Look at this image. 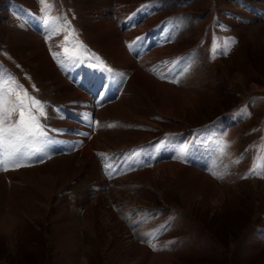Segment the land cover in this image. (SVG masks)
<instances>
[{"label":"rangeland","instance_id":"374dc122","mask_svg":"<svg viewBox=\"0 0 264 264\" xmlns=\"http://www.w3.org/2000/svg\"><path fill=\"white\" fill-rule=\"evenodd\" d=\"M130 1L129 4L123 2L124 4L121 7L134 6V4L137 6L145 0ZM149 1L156 2L155 6L148 9V11L153 10L152 14L145 20H140L138 26H136L137 28L135 27L138 33L135 34L138 40H136L135 46H132L133 49H136L135 52L144 46L139 42H149L148 48L144 52L138 54V57L134 56L136 67L139 66L158 83H163L181 92H190L192 107L185 106L181 111H175L174 115L166 117L158 111L152 110L149 99L141 95L146 100L145 106L147 104V107L151 110L150 112L145 111V119H142L143 113L141 110H135L137 106L133 107L128 103H126L128 106L124 104L125 107L122 111L117 108L116 110L109 109L110 111L107 110L105 113L102 111L98 114V112L108 107L111 102L116 104L119 101L132 100L138 97L126 91V78L128 76L122 78L119 73L118 76L114 75L112 61L109 60L110 63L107 60L109 62L107 64L98 57V54H94L95 51L90 48L86 41H81L82 30L81 24L77 20L79 16L75 8V0H0V85H2L5 92L17 89V85L22 86V89L26 90L31 97L42 102L46 114L45 121L47 122L45 123L43 120L45 117H42L41 123L50 135L48 121L54 113L56 117L59 113L56 107L49 108L50 101L43 97L40 85H38L39 82L31 71L29 63L21 60L12 52V38L10 35L12 30L17 27V23H25L30 19L33 21L31 17L39 11L43 21L48 18L50 22L55 17H59L63 22L64 30L58 36L62 37V40L64 39L65 52L70 56L72 55L71 59L79 61L83 55L84 60L93 63L91 65L96 70L111 69V72H106V76L109 75V80L118 81L120 79V84L118 83L116 86L117 92L114 95L108 94L103 100L96 101L95 97L106 87V84L108 87H110V84L112 85V82L107 81V78L106 81L103 80L96 96L89 94L90 110L92 111L90 131L93 132L97 142L102 139L103 143L106 144L104 148H108L107 150L103 148V152L100 154L99 150H93V154L97 151V156L98 154L100 156H98L99 158L96 156L99 167L98 172L106 181L101 189L97 188L100 189L101 194H106L104 195L106 201L104 206L105 208L110 207L115 218L122 222L125 234L130 237L131 241L142 247L144 245L142 241L150 238L148 235L147 237L142 236V230L146 232V228H143L145 222L151 220L149 229L151 230L150 233H153L156 232L154 228H158L164 221L165 223L169 221L168 228L159 229L160 232H158V237L155 239L159 242L160 251L168 254V264H264V231L262 234L260 233L261 229L264 230V193L262 192V183L264 182V42L251 37L246 31L239 32L238 26V22L243 24L246 20H250L249 24H255L259 22L258 20H263L261 15L264 14V0ZM239 3L241 4L239 5ZM235 5L239 9L241 6L245 7L243 11H246V13L236 15ZM253 5L259 7L261 15L251 9ZM109 11L117 30L123 34L125 40L126 37L128 38L129 31H122V26L119 25L122 20L120 18L117 21V19L118 17H126L129 12L122 11L119 13L118 7L110 8ZM139 16L140 12L137 13L136 17ZM29 17V20H21ZM179 18L180 20L176 21ZM252 20H256L255 23ZM167 21L169 22L167 23ZM160 24H165L167 29L159 26ZM171 25L172 27H170ZM169 28L173 29L170 32L172 36L161 38L162 32ZM142 33L147 35L143 36ZM135 35L129 37L128 41L133 40ZM156 38H161L162 42H156ZM70 43L72 49L69 47ZM67 47L74 54H77L79 50L82 51L76 56L71 54ZM159 47L168 49V54L164 57L158 56L156 49ZM214 48L216 50L215 55ZM224 51L227 54H221ZM86 53L90 56H87ZM143 56L145 57L143 58ZM178 56L182 60L187 59L186 61L190 66L184 64L182 70L175 71L174 76L176 80L178 79V82L173 83L171 82L174 79L172 71L175 68L170 71L169 66L174 60L179 62L180 57ZM97 57L99 62L95 59ZM94 60L97 64H100V61L103 62L105 66L102 68L101 66H95ZM3 73L8 75L6 74L2 78ZM159 74H163V78ZM47 91L53 93L54 89L50 87ZM12 94L14 96L15 92L13 91ZM20 94L23 95V91ZM242 110L246 114L241 115ZM139 112L140 114H138ZM74 118L76 117L74 116ZM74 118L67 116V120L75 121ZM13 119H15V116ZM211 126L213 128H210ZM72 130L74 129L69 127L68 131L72 137L75 134H80ZM82 130L84 135L89 132V128ZM125 131L131 133L136 143L126 145L125 141H118L113 144L116 147L115 149L107 146L108 133L117 135ZM50 138L52 140L49 139L50 142L46 145H37H40V148L47 152L43 158L31 162V157L27 159L24 169L18 168L0 174L5 175L19 170H27L28 172L39 170L37 173L45 176L50 173L48 166L51 165L53 157L58 156L56 158H59L65 154L67 156L74 155L75 151L69 143L65 145L67 151L61 152V147L64 146L59 144L62 140L58 142L59 138L51 135ZM64 138L66 139V137ZM219 139H223L229 145L224 155L217 153L216 142ZM209 140L210 144L217 150L216 153L211 151ZM169 141L170 149L174 147L175 149L189 150L192 144L197 143L201 145L202 149L205 148V150H210L216 154V156H211L214 159H219L221 166L219 171L226 175L228 185L224 184L225 180L222 183L221 178L218 179L212 173H209L213 171L206 170L201 165L198 166L202 168L196 167V158L193 156L192 151L190 154L184 151L186 154H183L182 158L180 151V155L174 159L172 158V160H164L161 156L164 162H177L182 165H188L189 163L182 160L190 157L197 171L208 174L216 185L221 187L223 201L216 208L202 206L198 204L199 202L188 208L176 189L174 184L176 182L172 183L171 187L159 185L157 192L145 189L144 194L136 192V190L131 191L127 188H121V186L118 187L122 182L118 186L110 183L111 180L114 183L117 179L126 181L124 175L127 172H123V170L126 168L125 164H128L131 157L137 153L136 148L138 145L141 144V146L146 147L152 143L155 145L154 150L156 151L157 147L158 149L168 147ZM76 142L72 141L71 143ZM178 143L180 144L178 145ZM49 146H52L50 150L47 148ZM151 146L146 148L151 149ZM162 146L165 147L162 148ZM196 148L198 150L197 146ZM193 151L195 152L194 149ZM201 152L203 153V151ZM208 154L210 155V153ZM260 156H262L263 163L259 166ZM156 157L159 158L160 156L157 155ZM191 160L188 161L192 162ZM131 164L134 165V161ZM190 166L192 165L190 164ZM253 168L259 174L250 175L249 173ZM63 173H65L64 170ZM79 174L76 176V181H84V187L90 192L88 201L93 203L95 199L93 198L95 197L93 182L90 181L87 175L79 177ZM57 179L61 180V177ZM58 180H56L55 186L57 188L60 186ZM5 181L8 188L6 190L10 191L12 182L7 177ZM72 182L62 185L61 189L52 198L51 212L66 213L73 218H77L78 220H75L84 226L86 219L83 210L79 213L70 206L69 211H67L66 204L72 203L76 197L73 193L75 190L72 188L76 182ZM108 189L112 190L111 196L107 195ZM120 189L123 194L116 193ZM139 197L142 198V203L136 201ZM65 198H67L66 203L65 201L61 202V199L65 200ZM115 200L121 206L112 209L111 202ZM130 219L135 220L130 221ZM52 225L51 221L45 220L37 225L27 223L23 225L24 227L20 226L18 230L12 231L13 244L11 247L8 246V239L1 235L0 264H82L83 259H87V264H119L116 259L108 260L105 257L103 248L97 247L98 242L94 240L92 235L89 236L87 230L82 227L79 228L81 258H75L74 262L68 263L67 258L58 250L55 243V230ZM142 237L144 240H142ZM127 264H139V262L130 258ZM142 264H150V260L145 259Z\"/></svg>","mask_w":264,"mask_h":264},{"label":"bare ground","instance_id":"6f19581e","mask_svg":"<svg viewBox=\"0 0 264 264\" xmlns=\"http://www.w3.org/2000/svg\"><path fill=\"white\" fill-rule=\"evenodd\" d=\"M123 2L126 4L131 3L130 0H75V8L77 9L79 16L77 20L81 24L80 27L82 30V37H80L81 41H86L90 48L95 51L94 54H98V57L103 59L104 62H107V64L112 61L113 71L115 72L114 75L116 74L118 76L119 73L122 78L128 76V78H126V91L135 94L138 97H135L132 100L119 101L116 104L111 102L110 105L107 104L108 107L98 112V114L102 111L105 113L109 109L116 110L118 108L122 111L125 105L128 106L126 104L128 103L133 107L137 106L135 110H141L143 113L142 119H145V111L150 112L151 110L147 107V104L145 106L146 100L141 97V95L149 99L152 110L156 112L158 111L161 115L166 117L174 115L175 111H181L185 106L192 107V103L190 102L192 95L190 92H181L173 87L164 85L163 83H158L139 66L136 67L134 56L138 57L140 51L138 49L137 52H135L136 49L129 51L125 44L129 37L138 34L135 30L137 27L132 31H129L128 38L126 37L127 39L125 38L124 40L123 34L117 30L114 19L109 11L110 8L118 7L119 13L122 11L130 13L138 8L135 4L134 6H126L123 8L124 6L121 7L124 4ZM240 4L241 3H239V5ZM236 6L237 5H235L234 10L236 15L246 13V11H243V8L245 7L241 6L239 9ZM40 15L39 12L33 14L31 18H33L32 20L34 23L31 21L30 17L28 19H21L23 21L30 19V21H25V23L21 24L17 23V27L12 30L10 35L12 38L11 50L14 55L18 56V58L29 63L31 71L39 82L38 85H40L39 87L41 88L43 97L48 99L47 101H50V104L48 105L49 108L56 107L60 114L56 117L54 113L48 121V127L50 125L49 134L55 138H59L58 142L62 140L61 144L58 143L59 145L64 146L61 147V152L67 149L65 145L68 143L75 152L73 153L74 155L70 152L72 156H67L65 154L61 155L63 157H53L51 159L53 160L50 163L51 165L48 166L50 173L45 176L38 174L37 172H39V170L36 172L35 170L34 172H31V170L30 172L27 170H19L18 172H14L15 174H0V236L4 235L8 239V246L11 247L13 244L11 235L12 231L18 230L20 226H23L24 224L26 225L27 223L37 225L39 222L48 220L53 224L52 226L55 230V243L58 250H60L67 258L68 263L74 262L73 260H75V258H81L79 228L82 227L87 230L89 236L92 235L94 240L98 242V244L96 243V246L103 248L105 257L108 260L116 259L119 264H127L128 260L132 258L137 260L139 264H142L145 259H148L150 260V264H168L169 256L166 252L164 253L163 251H160L161 249H159L160 246H158L159 242L157 240H154L157 250H153V248L149 246L147 243L148 240L144 241L142 247L139 246L138 243L136 244L131 241L130 237L124 232L125 229L122 222L115 218L110 207L105 208L104 206L106 203L104 195L106 194H101L100 189L106 181L98 172L99 167L96 160L97 151L93 154V150H99L100 154L103 152L102 150L106 147V144L103 143L102 139L97 142V139L93 136V132L90 131L91 122L88 118L89 115L84 113L90 112L89 92L97 91L102 85L103 79L106 81V71L96 70L91 65L93 63L84 60L85 57L83 55L80 57L79 61L69 59L72 55L70 56V54L65 52L66 45L63 44L64 39L62 40V37L58 36V34H61L64 30L62 20L59 17H53L54 19L51 18L52 20L49 24L45 25ZM262 16L263 20H258V23H255L256 20H252L255 24H249L250 20L243 22L244 25L238 22L239 32L246 31L251 37L264 42V14ZM178 20H180V18L176 21ZM64 38L66 37L64 36ZM135 42L136 40H131L127 43H132L135 46ZM156 54L164 57L168 54V49L159 47L156 49ZM144 57L145 56H143V58ZM107 60L111 61L108 62ZM177 63L179 62L177 61ZM183 68L184 65L182 64L180 69L182 70ZM159 75L163 77V74ZM119 80L120 79H118V81H112L113 83L112 85L110 84V87L106 85L109 91L117 90L116 86L118 85ZM50 87L54 89L53 93L47 91ZM139 97L141 98L139 99ZM79 111L82 112V114L77 116V112ZM138 114H140V112ZM74 115L76 116V118H74L75 121L67 120V116L71 118ZM43 120L45 121L46 117L45 119L43 118ZM46 122L47 121H45V123ZM69 127L74 129L72 131L80 134H75L72 137L68 131ZM79 127H81V129H79ZM86 128H89V132L84 135L82 129ZM50 135H48V138L52 140ZM107 136V138L105 137L106 143H108L107 146L111 149L116 148L113 144H116L118 141H125L126 145L136 143L131 133L128 131L121 132L117 135L108 133ZM64 137H66V139ZM72 141L77 142L71 143ZM150 145H152L151 149L146 148ZM147 146H141V144L138 145L136 148L137 153L131 157L128 164H125L126 166L130 165L131 162L134 161V165H130L131 167L128 166L123 170V172H127V175H124L126 181H120V179H117V181L113 183L111 180V184H116L118 186L119 183L122 182L118 187L121 186V188H127L131 191L136 190V192L144 194L145 189L157 192L159 185L171 187L172 183L176 182L174 183L176 189L181 194L182 200L188 205V208L196 202H199L198 204L205 207L213 206L216 208L217 205L223 201L221 187L216 185L214 180H212L208 174L199 172L196 168L199 167L198 165H201L206 170L215 171L222 177V183L224 180V184L228 183V181L226 182V175L219 171L221 170L219 159H214V155L211 156L212 154L209 150L200 149L197 144H193L189 150H184L188 154L192 151L193 156L196 158L195 167L194 162L190 157L182 160L185 163H189L188 165H182L177 162H164L162 159L158 160V158H156V156L159 155L160 157L164 156V160H172L170 157L171 154H173L174 147H171L172 149H170L169 146V148L166 147L165 149H160L161 147L158 149L157 147L155 151L154 144L150 143ZM196 146L198 147V150ZM37 147L40 148V145ZM51 147L49 146L47 148L50 150ZM164 147L162 146V148ZM104 149L107 150L108 148ZM201 151H203V153ZM46 153L47 152H44L43 150L37 152L35 155L31 156V161L33 162L34 159L38 160L43 158ZM206 153H210V155L208 154L207 156ZM188 160H191L192 162ZM26 162L27 160L24 161V166L19 168L24 169V167H26ZM190 164L195 168L190 166ZM15 169L17 170L18 168ZM15 169H10L8 171H13ZM63 170L65 173H63ZM2 172L4 171H0V173ZM77 174L80 175L79 177L87 175L90 181L93 182V193L95 195V197H93L95 198L93 203L88 201L90 192L84 187V181H76ZM6 177L12 182L10 185V191L6 190ZM59 177H61V180L57 179ZM56 180H58L60 184L58 188L55 187ZM69 182H76V184L72 186L75 190L73 193H75L76 197L72 203H69L70 205L66 204L67 211H69L68 209L70 206H72L76 212L79 211V213L83 210L85 214L84 218L86 219H84V226L79 224L77 218H73L66 213L61 212L58 214L56 211L53 213L51 212L52 198L57 194L59 189H61L60 187L62 185L65 183L68 184ZM262 186V192L264 193V182L262 183ZM108 190L107 195L111 196L112 190ZM119 191L116 193L123 194L121 189ZM66 200L67 198H65V200L61 199V202L65 201L66 203ZM115 201L111 202L112 209L121 206L117 200ZM136 201L142 203V198L139 197ZM134 220L130 219V221ZM149 222H151V220L145 222V225L143 226V228H146L148 234L151 231L149 229ZM146 232L142 230L143 237H147ZM143 237L142 240H144ZM86 260L83 259L81 263L87 264Z\"/></svg>","mask_w":264,"mask_h":264},{"label":"snow or ice","instance_id":"6c2138e0","mask_svg":"<svg viewBox=\"0 0 264 264\" xmlns=\"http://www.w3.org/2000/svg\"><path fill=\"white\" fill-rule=\"evenodd\" d=\"M43 22L48 25V18H45ZM131 47L132 45H129L130 49ZM215 51L214 48V55ZM221 54L227 53L224 51ZM95 59L99 62L98 57ZM104 70L112 71L108 68ZM171 82L177 83L178 81L174 79ZM13 91L15 92L14 96ZM21 91H23V95L20 94ZM244 114L246 113L242 110L241 115ZM45 115L42 102L31 97L26 90L22 89V86L17 85V89L5 92L2 85H0V171H8L24 166L25 160L43 150L37 147L38 144L46 145L50 142L48 132L41 123V118ZM14 116L15 119H13ZM216 143L219 154L224 155L229 145L223 139H219ZM183 154L184 150H181V158ZM212 174L216 178H222L215 171ZM249 174L259 173L253 168ZM147 235L150 237L147 243L153 250H157L154 243L157 233L153 232Z\"/></svg>","mask_w":264,"mask_h":264}]
</instances>
